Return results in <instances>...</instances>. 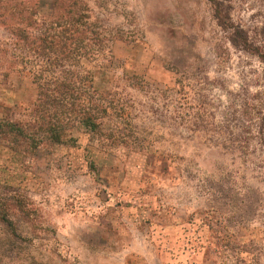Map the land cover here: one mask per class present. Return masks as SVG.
<instances>
[{
  "label": "rangeland",
  "instance_id": "374dc122",
  "mask_svg": "<svg viewBox=\"0 0 264 264\" xmlns=\"http://www.w3.org/2000/svg\"><path fill=\"white\" fill-rule=\"evenodd\" d=\"M226 2L264 45V0ZM90 5L112 38L110 56L83 62L91 111L107 112L94 130L68 116L62 143L42 139L27 152L1 141L0 200L11 224L0 221V264H244L254 245L264 264V144L255 126L264 62L229 42L210 0ZM37 97L28 77L10 74L0 114L5 107L36 128Z\"/></svg>",
  "mask_w": 264,
  "mask_h": 264
},
{
  "label": "trees",
  "instance_id": "16d2710c",
  "mask_svg": "<svg viewBox=\"0 0 264 264\" xmlns=\"http://www.w3.org/2000/svg\"><path fill=\"white\" fill-rule=\"evenodd\" d=\"M91 1L98 5L99 2L103 4L104 0H52L49 13L43 14V0H0V26L8 33L9 39L0 41V84L10 74L25 75L37 88V101L43 112L39 117L41 124L34 128L31 124L13 118L2 107L0 150L4 148L1 143L3 139L14 144L25 143L27 152L28 148L36 146L42 139L62 143V134L65 132L63 122L68 116L94 130L96 118L107 112L104 105H99L96 113L91 111L96 107L91 105L89 94L92 76L83 63L111 54L112 38L100 19L93 18ZM210 4L213 17L217 25L226 31L229 42L264 62V45L260 40L262 32L258 27L249 28L234 22L232 7L226 0H210ZM74 65L83 67L81 76L69 68ZM261 105V111H256L259 115L255 126L264 144V100ZM49 107L55 108V111L51 113ZM11 200L19 202L15 196ZM3 205L0 200V221L11 224L10 220L3 217ZM251 205L248 210L252 211ZM251 214L247 213V216ZM220 240L225 246V242L231 243L226 235H222ZM254 246L253 250L247 251L252 258L247 260L239 257L240 262L256 264L254 251L258 252V249ZM235 253L240 254L239 251Z\"/></svg>",
  "mask_w": 264,
  "mask_h": 264
}]
</instances>
